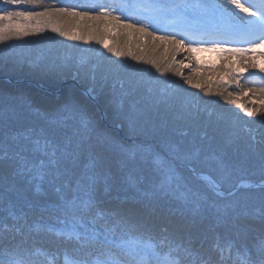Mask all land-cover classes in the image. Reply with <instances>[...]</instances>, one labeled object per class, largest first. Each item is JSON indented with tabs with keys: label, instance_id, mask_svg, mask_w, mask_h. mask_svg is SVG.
Wrapping results in <instances>:
<instances>
[{
	"label": "trees",
	"instance_id": "1",
	"mask_svg": "<svg viewBox=\"0 0 264 264\" xmlns=\"http://www.w3.org/2000/svg\"><path fill=\"white\" fill-rule=\"evenodd\" d=\"M197 2L199 0H191L193 4ZM137 3L139 0H37L34 5L12 8L0 0V9H68L67 13L53 12L51 17L40 18L39 24L35 20L26 22L27 35L12 34L0 42V101L24 105L33 117L61 103L74 102L80 115L91 121L93 128L86 148L91 146V154L99 155L105 162L102 170L115 176L121 189L119 199H127L136 191L130 181L149 193L143 199V203L149 205L148 210L130 219V223L137 225L145 238H158L166 226L171 231L178 223L196 221L199 227L193 229V239L197 244L203 242L206 252L211 253L217 242L227 241L241 248L245 245L251 248L252 238L258 237L262 229L259 196L264 197V191L242 189L232 195L228 193L238 183L264 182L261 172L264 120L260 116L264 113V93L246 91L230 97L233 102H226L217 93L227 95L237 91L236 81L230 80L229 74L248 75L243 70V73L240 72L241 65L258 76L264 74L248 67L251 62L248 52L236 51L229 46L203 44L192 46L197 50L189 52L186 40L185 47L180 49L167 41H154L146 32L137 30L140 26L138 22L143 21L138 13L120 11L124 6ZM101 6L108 8L113 15L127 19L118 21L113 19V15H99ZM74 11L88 14H69ZM172 22L153 27L169 29ZM126 23L136 24V27H124ZM143 23L147 24V21ZM53 27L82 38L69 39L61 36L59 31L55 32L56 36H47V30ZM148 31H153V28ZM170 32H176L179 39V31L176 30H156L154 34L167 35ZM59 39L65 42L66 52L71 53V62L77 63L75 59L79 63L81 59L88 61L85 66L89 70L86 80L73 78L71 73L81 66L77 63L70 67V60L65 57L62 62L56 63L58 68L48 69L47 63L53 67L55 63L47 61L49 50ZM109 47L125 55L118 57L108 52ZM133 56L138 59H132ZM116 62H124L128 67L106 83L100 81L98 72L96 92L90 93V69L96 67L102 70L114 66ZM255 62L264 66V56L259 55ZM153 63L167 71L161 75ZM85 68H81L82 74ZM177 73H182V76ZM189 78L193 81L192 85L185 82ZM133 80L144 85L158 81L159 88L172 85L183 91L171 95L165 103H157L160 97L155 92L149 93L146 87L142 88L135 99L140 100L142 105L153 106L152 120L146 127L133 128L119 116L121 109L118 104L112 103L119 97L121 84L127 88ZM258 81L249 79L245 83L242 80L241 84L252 88ZM196 84L200 87H195ZM225 84L231 87L225 88ZM245 109L253 111L254 116L248 117ZM77 126L78 122H71L69 131ZM13 130L23 129L13 125ZM2 148L0 144V150ZM88 158L89 152L85 151L82 164L87 163ZM159 161L163 162L165 170L171 169L173 179L165 191L153 192V185L165 178L159 170L162 166ZM187 166L214 178L223 195L220 197L211 192L186 170ZM0 167L6 168L7 165ZM32 192H35L34 187ZM235 198L239 200L234 202ZM10 199L15 200L14 194H10ZM232 203L241 213L243 228L240 232L216 226L217 216L234 214L233 208H227ZM50 205L49 199L41 198L35 209H26L30 222L55 224L54 217L43 211ZM6 207L0 206V237L6 235ZM56 227L61 226L57 224ZM0 243L3 241L0 240ZM29 245L57 252L62 264L65 246H60L58 250L57 238L52 234L33 233Z\"/></svg>",
	"mask_w": 264,
	"mask_h": 264
},
{
	"label": "snow or ice",
	"instance_id": "2",
	"mask_svg": "<svg viewBox=\"0 0 264 264\" xmlns=\"http://www.w3.org/2000/svg\"><path fill=\"white\" fill-rule=\"evenodd\" d=\"M37 0H3L12 8L21 5H34ZM232 6V7H229ZM243 15H238L237 11ZM115 11V9H113ZM123 13L136 12L143 17L138 22L140 32H146L156 41H167L177 49L185 47L196 51L193 44L211 43L213 47L224 43H243L248 48H238L236 51L246 52L249 48L264 45V0H247V6L242 0H199L193 4L191 0H139V3L124 6ZM53 12L67 13L68 9H44L43 11L0 9V42L9 35H27L26 22L40 18L51 17ZM73 16L87 15V12H71ZM99 15H113L105 6L100 7ZM127 19L113 15V19ZM173 21L169 26L179 30L167 35H155L154 25H163ZM7 22V23H5ZM124 27L135 28L136 24L126 23ZM153 28V31H148ZM39 31V28H37ZM53 32L69 39H80L56 27ZM108 52L120 57L125 53ZM130 55V54H129ZM132 59H138L132 57ZM88 61L80 60V68L71 74L74 79L86 80ZM156 71L163 73L167 69L153 63ZM128 66L124 62H116L114 66L105 69L93 67L91 71L90 93L96 92L97 73L100 81L107 82ZM252 69H258L264 74V66L255 63L248 64ZM81 68L85 71L81 72ZM247 71V68H245ZM181 75L182 73H177ZM230 80L236 81L235 93H217L226 102H233L230 97L244 92L264 93V75L252 88H245L241 81L249 82L242 74L230 73ZM255 75L249 73V77ZM189 85L192 79H186ZM199 88L200 85L196 84ZM231 87L229 84L223 85ZM149 93L155 92L160 99L157 103H165L171 95L183 91L167 85L158 87V81L144 85L135 80L127 88L121 84L119 97L112 103L118 104L119 116L130 127L147 126L152 120L153 106L141 104L135 99L142 88ZM204 91H207L206 89ZM248 117L254 112L245 109ZM264 120V113H260ZM71 122L78 126L69 131ZM13 125H19L23 130H13ZM0 144L3 145V156L0 157V206L7 205V217H4V232L0 237V264H60L57 252L29 245L33 233H50L57 238V248H63L62 264H264V197L260 205V220L262 229L258 237L252 238V247L242 248L232 241L217 242L212 252H206L203 242L197 244L193 239V229L199 227L196 221L178 223L173 230L166 226L162 234L156 238L140 233L137 225L130 223L132 217L143 215L149 205L143 203L149 196L134 181H130L136 191L131 197L119 199L120 185L115 176L103 171L105 162L99 155H92V148H86L93 128L91 121L84 119L74 102L67 101L46 112H38L33 117L27 107L17 105L13 101H0ZM89 152L87 163L82 164V156ZM261 172L264 174V151L261 152ZM159 169L164 179L153 185V192L165 191L173 179L171 169L165 170L163 162ZM211 192L221 195L219 185L212 177L207 178ZM35 192H32V188ZM264 191V183L260 185ZM14 194L15 200L10 199ZM231 195V193H230ZM41 198L51 201L49 212L54 217L53 223L30 222L29 211L35 209ZM123 206V207H122ZM18 209V210H17ZM233 215H220L216 218V226L229 231L240 232L243 228L241 213L233 208ZM61 227H56V225Z\"/></svg>",
	"mask_w": 264,
	"mask_h": 264
},
{
	"label": "rangeland",
	"instance_id": "3",
	"mask_svg": "<svg viewBox=\"0 0 264 264\" xmlns=\"http://www.w3.org/2000/svg\"><path fill=\"white\" fill-rule=\"evenodd\" d=\"M246 1V3H247V0H245ZM120 24H123V22H120ZM46 31V30H45ZM47 32H48V34H47V36H50V35H52V36H56V34L57 33H55V32H53L52 31V28L51 29H49V30H47ZM235 44H237V45H246V44H243V43H235ZM66 45H67V43H66ZM246 46H248V45H246ZM262 50V53L264 54V48H261ZM50 53H49V56H48V59H47V61H52V62H55L54 63V67L52 66V65H50L49 63H47V67H48V69H51V68H49V67H52V68H58V67H56V63L57 62H62V58H68L69 59V57H70V55H71V53L70 52H66V50H65V42H63L62 41V39H59L58 41H57V44H55L53 47H51L50 48ZM105 53H107V51H105ZM247 53V52H246ZM249 54V56H250V58H251V62H249V63H255L256 64V59H257V57H259V55H261L262 57H263V55H262V53H260L259 51L258 52H252V51H250V52H248ZM107 54H109V53H107ZM95 55L96 56H98L97 55V53H95ZM100 56H102V55H100ZM70 60V59H69ZM76 60V62L78 63V64H80L79 63V61L77 60V59H75ZM254 61V62H253ZM77 63H74V62H71V60H70V67H73V66H76V65H78ZM247 65V64H246ZM88 67H91V66H88ZM98 67H101V65H99ZM241 68L239 69L240 70V72L241 73H243L244 72V74L246 75V74H248V75H246L245 77L246 78H248V79H252V78H250L249 77V73H253V72H248V71H251L250 69H247V71H245V68L247 67V66H245V65H241L240 66ZM44 70V69H43ZM59 70H61V69H59ZM242 70H243V72H242ZM246 72H248V73H246ZM191 174V173H190ZM195 177V176H194ZM196 178V177H195ZM197 179V178H196ZM197 180H200V182H202L207 188H209V186H208V183H207V181H206V178H204V177H200V178H198ZM262 183H264V182H255V183H249V182H242V183H238L236 186H235V188H236V190L237 191H240V190H242V189H245V190H253V189H256V190H260L261 189V187L260 186H257V185H261ZM218 191L221 193V195H223V190L220 188V186H219V189H218ZM236 191V192H237ZM235 192V193H236ZM214 194H216L215 192H213ZM221 195H218V196H220L221 197ZM262 197L263 196H259V198H261V200H262ZM236 200H234V202H236V201H238L239 199H237V198H235ZM239 204V203H238ZM260 204H258V205H255L254 207H258ZM228 209H232V208H235V204L234 203H232V205L231 206H228L227 207Z\"/></svg>",
	"mask_w": 264,
	"mask_h": 264
},
{
	"label": "water",
	"instance_id": "4",
	"mask_svg": "<svg viewBox=\"0 0 264 264\" xmlns=\"http://www.w3.org/2000/svg\"><path fill=\"white\" fill-rule=\"evenodd\" d=\"M191 170V169H190ZM192 171V170H191ZM193 174L198 178L199 177V174L197 175L194 171H192ZM204 178H206V181H207V177L206 176H203ZM257 186H260V185H257Z\"/></svg>",
	"mask_w": 264,
	"mask_h": 264
},
{
	"label": "bare ground",
	"instance_id": "5",
	"mask_svg": "<svg viewBox=\"0 0 264 264\" xmlns=\"http://www.w3.org/2000/svg\"><path fill=\"white\" fill-rule=\"evenodd\" d=\"M191 173H193V172L191 171Z\"/></svg>",
	"mask_w": 264,
	"mask_h": 264
}]
</instances>
